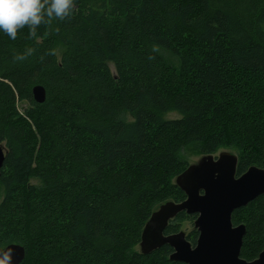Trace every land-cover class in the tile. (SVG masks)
I'll return each mask as SVG.
<instances>
[{
    "label": "trees",
    "instance_id": "16d2710c",
    "mask_svg": "<svg viewBox=\"0 0 264 264\" xmlns=\"http://www.w3.org/2000/svg\"><path fill=\"white\" fill-rule=\"evenodd\" d=\"M0 145V247L23 246L20 264H185L168 245L142 254L141 233L184 200L186 154L230 149L237 176L264 170V0H74L36 37L0 32ZM195 218L164 234L186 221L194 245ZM231 221L255 259L264 195Z\"/></svg>",
    "mask_w": 264,
    "mask_h": 264
},
{
    "label": "water",
    "instance_id": "95a60500",
    "mask_svg": "<svg viewBox=\"0 0 264 264\" xmlns=\"http://www.w3.org/2000/svg\"><path fill=\"white\" fill-rule=\"evenodd\" d=\"M32 96L36 103H42L44 88L34 86ZM5 154V147L0 145V167ZM236 165V154L226 150L202 155L189 164L174 180L184 192V200L166 201L151 213L141 233L140 252L148 254L168 245L173 250L169 259L185 264H264V247L252 261L240 257L246 228L243 224L233 226L231 221L234 210L264 195V170L251 166L237 176ZM180 212L196 215L193 226L198 236L194 245L182 230L164 234L169 220ZM5 247L13 250L12 264L23 261V246L11 243Z\"/></svg>",
    "mask_w": 264,
    "mask_h": 264
},
{
    "label": "clouds",
    "instance_id": "9594fccd",
    "mask_svg": "<svg viewBox=\"0 0 264 264\" xmlns=\"http://www.w3.org/2000/svg\"><path fill=\"white\" fill-rule=\"evenodd\" d=\"M74 9V0H0V32L11 40L17 38L18 31L29 29L31 37L37 36V28L53 18L63 20ZM34 52L27 48L23 53L15 54L14 61H24ZM13 250L0 247V264H12Z\"/></svg>",
    "mask_w": 264,
    "mask_h": 264
},
{
    "label": "rangeland",
    "instance_id": "374dc122",
    "mask_svg": "<svg viewBox=\"0 0 264 264\" xmlns=\"http://www.w3.org/2000/svg\"><path fill=\"white\" fill-rule=\"evenodd\" d=\"M25 106L24 103L19 104V108L23 109V107ZM168 117H174L175 114L174 113H169L167 114ZM227 151L234 153L233 150L227 149ZM186 159L188 161L189 164L195 163L200 157L201 155L198 153H189L186 154ZM192 226L190 223H187L186 221L182 223L181 225V230L184 231L185 233H188L191 230Z\"/></svg>",
    "mask_w": 264,
    "mask_h": 264
},
{
    "label": "flooded vegetation",
    "instance_id": "af4514ba",
    "mask_svg": "<svg viewBox=\"0 0 264 264\" xmlns=\"http://www.w3.org/2000/svg\"><path fill=\"white\" fill-rule=\"evenodd\" d=\"M240 208H241V207H240ZM171 220H172V219H171ZM194 220H195V219H194ZM169 221H170V220H169ZM193 222H194V221H193ZM243 225H244V224H243ZM193 227H194V226H193ZM179 231H180V230H179ZM173 234H174V233H173ZM185 234H186V233H185ZM165 235H166V234H165ZM167 235H169V234H167ZM263 247H264V246H263ZM262 249H263V248H262ZM172 251H173V250H172ZM261 251H262V250H261ZM261 251H260V252H261ZM258 255H259V254H258ZM257 257H258V256H257ZM257 257H256V258H257ZM256 258H255V259H256ZM253 260H254V259H253ZM251 261H252V260H251Z\"/></svg>",
    "mask_w": 264,
    "mask_h": 264
}]
</instances>
